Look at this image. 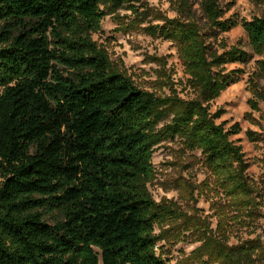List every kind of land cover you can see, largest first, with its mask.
Masks as SVG:
<instances>
[{
  "label": "trees",
  "instance_id": "obj_1",
  "mask_svg": "<svg viewBox=\"0 0 264 264\" xmlns=\"http://www.w3.org/2000/svg\"><path fill=\"white\" fill-rule=\"evenodd\" d=\"M171 2L172 18L146 0H0V264H167L155 226L174 211L148 188L155 148L167 139L201 151L236 211L232 228L252 216L255 182L231 139L241 126L218 122L225 111L211 104L243 72L227 65L251 58L217 32L241 24L253 53L264 56V15L238 21L224 18L219 0ZM108 16L121 31L162 20L142 29L175 44L196 96L137 85L94 38ZM256 64L253 109L264 101V59ZM47 215L57 216L53 224ZM228 229L219 219L205 234L198 264L264 263L260 237L232 245Z\"/></svg>",
  "mask_w": 264,
  "mask_h": 264
},
{
  "label": "rangeland",
  "instance_id": "obj_2",
  "mask_svg": "<svg viewBox=\"0 0 264 264\" xmlns=\"http://www.w3.org/2000/svg\"><path fill=\"white\" fill-rule=\"evenodd\" d=\"M164 17L176 16L171 0H146ZM226 19L251 20L264 15V7L252 0H219ZM197 18L204 24L200 5L195 6ZM124 22L130 20L129 11L122 10ZM150 17L139 28L121 31L113 17L104 19L102 30L94 38L109 51L113 61L127 72L141 88L161 96H178L192 99L196 96L188 85V76L172 41L153 37L142 27L161 23ZM219 41L228 47L238 45L251 56L246 64L227 65V71L242 69L238 81L231 83L212 102L213 112L223 109L225 113L218 122H225L230 128L239 123L240 133L233 135L237 144L242 145L247 159L248 175L255 182L257 201L252 216L242 218L232 228L236 211L227 197L215 183V177L204 163L201 151H190L183 147L181 139H167L156 146L153 155L154 176L148 188L158 203L169 206L174 213L169 220L155 226L158 254L163 255L167 264H198L194 251L204 242L206 233L215 231L219 219L228 223L229 243L235 245L243 240L260 237L264 242V101L253 109L251 100V76L258 71L257 61L264 56L255 55L249 45L248 36L241 26L225 32H217ZM264 90V78L258 80ZM252 117L254 120H251ZM252 132V136L248 132ZM241 214V213H240ZM56 215H47L48 222L54 223ZM264 264V263H258Z\"/></svg>",
  "mask_w": 264,
  "mask_h": 264
}]
</instances>
